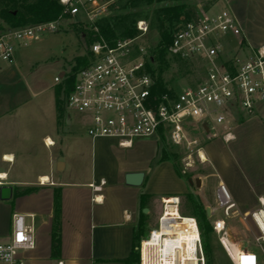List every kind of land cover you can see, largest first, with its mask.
Returning <instances> with one entry per match:
<instances>
[{"label": "built area", "instance_id": "built-area-1", "mask_svg": "<svg viewBox=\"0 0 264 264\" xmlns=\"http://www.w3.org/2000/svg\"><path fill=\"white\" fill-rule=\"evenodd\" d=\"M118 1L60 0L64 15L80 17L95 37L82 55L87 63L75 74L72 90L65 100L66 111H74L87 120L86 133L91 139L114 140L119 149L130 150L137 141L161 139L164 133L172 147L198 146L197 159L206 163L208 160L201 156L203 147L192 135H215L221 126L222 140L229 143L235 138L231 124L233 111L238 109L244 117H249L264 108V48L247 45L242 28L230 10L202 12L176 28L168 56L183 62L195 60L203 66V73L195 85L180 91L169 88L168 92L158 94L156 75L148 69L150 52L142 40L150 31L149 23L138 21L136 37L119 38L113 43L97 28L96 23ZM62 20L63 17L0 34V67L14 64L17 46L39 41L45 33L58 32ZM61 74L55 78L58 85L68 75ZM45 145L49 148L53 144L46 141ZM193 163V154H189L185 165L191 168ZM5 182L6 175H0V189ZM39 184L52 183L44 185L39 179ZM217 200L218 205L210 209L209 217L221 210L225 218L236 214V204L222 183L218 185ZM172 208L176 211L170 215L168 209ZM242 219L250 227L264 257V212L257 209ZM211 229L231 264H260L259 254L239 249L228 239L224 220H215ZM35 246L33 216L14 214L11 236L7 242L0 243V264H17L20 253L34 250ZM137 251L139 264H208L200 223L195 216L181 214L179 196L161 199L156 226L139 242Z\"/></svg>", "mask_w": 264, "mask_h": 264}, {"label": "crops", "instance_id": "crops-1", "mask_svg": "<svg viewBox=\"0 0 264 264\" xmlns=\"http://www.w3.org/2000/svg\"><path fill=\"white\" fill-rule=\"evenodd\" d=\"M224 4L236 16L247 45L254 49L264 48V0H226ZM4 65L0 67V86L14 82L9 77L11 70ZM7 96L0 95V123L12 117L10 105L13 102ZM259 113L232 124L235 138L231 142L225 143L219 135L223 142L217 143V154L205 153L208 159H212L216 172L212 175L216 196L218 185L224 184L236 204L234 216L242 217L257 209L264 212L263 108ZM80 123L84 133L74 132L67 123L60 131L56 113V137L41 135L31 143L30 149L37 148L35 152H38L39 144L48 152V166L36 172H32L28 165L23 169L27 160L26 148L10 150L1 146L8 140V130L0 127V175H6L1 189L5 186L13 188L9 200L0 199V243L7 242L11 236L14 214L33 216L34 223L38 221L40 224L38 229L48 226L51 232L49 257L30 258L27 254L33 252L35 246L34 250L20 253L17 264H139V242L149 233L152 214L156 217L158 211V216L161 212V207L156 204L161 203L165 196L184 193L185 186L176 176V181L173 180L176 188L167 191L156 186L157 177L169 174L168 166L172 167L170 162L160 158L152 169L161 149L157 141L153 143L152 138L140 140L133 149L121 150L114 140L89 138L87 120L82 118ZM62 135L65 137L61 138ZM59 138L63 139L62 145L64 141L69 142L66 152L62 147L60 156L52 153ZM47 139L53 143L49 148L45 145ZM6 157L10 160H5ZM17 162L22 167L18 171L14 170ZM59 162H63L65 172L69 167V177L55 176ZM135 172L145 173L144 183L139 188L125 183V176ZM43 176H47L52 184L41 186L39 179ZM209 176L201 178L199 190L205 213L207 209L217 207L205 196L210 187ZM203 188L204 193L201 191ZM28 189L31 190L29 193H23ZM45 189L51 191L48 199ZM57 191L60 198L58 215L54 205ZM145 208L149 210L147 214L143 213ZM55 222L60 240L58 250L54 249L53 243Z\"/></svg>", "mask_w": 264, "mask_h": 264}, {"label": "rangeland", "instance_id": "rangeland-1", "mask_svg": "<svg viewBox=\"0 0 264 264\" xmlns=\"http://www.w3.org/2000/svg\"><path fill=\"white\" fill-rule=\"evenodd\" d=\"M225 1L226 0H191L187 3L188 11L190 16L195 18L202 12L214 13L222 10H229L224 4ZM159 7L160 5L154 4L151 8L152 12ZM152 16L151 14V17ZM79 18L70 17L69 19H64L61 21V28L58 32L45 33L41 36L39 41H34L27 46H17L14 64L4 65L11 70L12 74L9 77L12 78L14 82L1 84L0 86V91L3 92L0 93V95H8L7 97L13 102L12 105H10L12 117L0 123V127L8 130V140L3 142L1 146H5L10 150H19L21 148H26V150H28L27 160L24 162L25 165H23V169H26L28 165L30 169L33 170L32 172H36L48 166V152L46 149L39 144L38 152H35L37 148L30 149V146L31 143L35 141V138L41 137V135L51 134L56 137L54 131L56 124L55 98L58 84L55 82V78L59 77L60 74L64 72L69 74L76 58L84 55L88 47L83 36L84 33L80 32V30H85L88 25L83 23ZM142 40L148 47L150 56H152V50L154 46L157 45L158 34L149 31L147 36L142 38ZM179 65L181 64L173 62L172 68L165 74V81L168 83V87L176 91L195 85L196 81L203 73V66L195 60L185 62L183 66ZM153 68L156 70L155 66ZM16 92L18 94H16ZM61 106L62 123L60 125V131L65 123H67L72 126L74 132L79 131L84 133L85 131L82 128V123H80L82 119L81 115L74 111H66L64 105L61 104ZM259 114L260 113L257 112L253 116ZM253 116L243 117L238 109L234 110L231 124L240 121L242 118L248 119ZM220 127L221 126L217 129L218 132L215 135L206 133L204 135L199 134L200 136L194 134L191 137L192 139L197 138L200 141L199 144L203 147L204 153L207 154L211 152L217 154V151H215L217 143L223 142L219 138V135L223 136V130ZM63 137L65 136L62 135L61 138ZM61 138H59L57 147L52 151V153L58 154L59 156L62 147L63 151L66 152V148L69 146V142L65 141V146L62 145L63 139ZM151 141L153 143L157 141L161 148L156 162L154 161L151 166L152 169H154L160 158L164 157H166L165 160L172 165V167L168 166L169 174H160L157 177L156 186L159 190L170 191L176 188L173 180L176 181L177 178L184 184V193L179 195L181 198V214L184 216H195L199 223H201V221L203 222L202 238L205 249H208L210 264H231L219 245L217 236L211 230V223L217 219H222L226 222L228 239L235 246L239 249L246 248L256 252L259 254L260 264H264V257L261 256L254 242L250 227L243 221L241 216L225 218L221 210L216 211L213 216L209 217L204 212L205 206L199 191L200 188H197L194 182L197 178H202L208 174L211 175L207 178L208 181L210 180V187L206 190L205 196L209 197L217 206L218 200L215 193L216 185L214 186L215 178L212 176L216 174V172L212 159L207 158L208 161L206 163H201L196 156L198 146H193L191 148H175L170 145L167 139L159 140L157 137H153ZM189 154H193L194 158V163L191 168H187L185 165V159ZM15 155L17 154L15 153ZM59 163H57L55 167V176L57 178L69 177V167L66 172L64 170L59 171ZM19 168L20 164L17 162L14 170L18 171ZM21 169L22 167L20 170ZM189 181H192L193 184H190ZM206 185H204V188ZM204 188L201 190L203 193ZM45 190L48 196L51 191L50 189ZM42 197L43 195H41V198ZM48 198L49 196L47 199ZM156 205L161 207V203H157ZM47 207H49L48 204ZM158 214L159 211L156 217H153L152 214L153 222L148 232L156 226ZM39 225L38 221L34 223V238L37 247L33 252L27 254L30 258L35 260L49 257L51 253V232L48 230V226L43 227L41 230L38 229Z\"/></svg>", "mask_w": 264, "mask_h": 264}, {"label": "trees", "instance_id": "trees-1", "mask_svg": "<svg viewBox=\"0 0 264 264\" xmlns=\"http://www.w3.org/2000/svg\"><path fill=\"white\" fill-rule=\"evenodd\" d=\"M189 1L191 0H119L111 7L108 15L96 23L101 35L110 43H113L119 38L136 37L138 35V21L145 20L149 22L150 31L158 34L157 45L152 50L151 65H148V69L156 75L155 92L158 94L169 91L170 87L165 81V74L172 68L173 62L180 63L179 66L185 64V62L178 59L169 58L168 47L176 28L192 18L188 11L187 3ZM154 4H158L160 7L152 12L151 8ZM61 17L63 19L70 18V16L64 15V7L60 0H0V34L9 30L47 24L57 21ZM80 32L85 34V42L88 46L95 40L92 31L85 29L80 30ZM86 63V57L79 56L76 58L70 73L63 83L58 85L55 98L58 126L62 123L61 104L65 108V100L72 90L75 74ZM154 66L156 70L153 71ZM161 139L166 140L164 133H161ZM163 159H166V157ZM30 191L28 189L23 193H29ZM59 199V192L57 191L54 200L56 215L59 212ZM202 223L201 221V231H203ZM53 240L54 249L58 250L60 240L57 222H55ZM205 250L208 264H210L208 249Z\"/></svg>", "mask_w": 264, "mask_h": 264}, {"label": "water", "instance_id": "water-1", "mask_svg": "<svg viewBox=\"0 0 264 264\" xmlns=\"http://www.w3.org/2000/svg\"><path fill=\"white\" fill-rule=\"evenodd\" d=\"M61 76H64V73L61 74ZM205 130L208 132V127L205 125L204 126ZM64 164L63 163H59L58 165V170L61 171L63 170ZM145 180V173L143 172H135V173H129L125 176V183L127 186L130 187H135V188H139L143 185ZM190 184H193L192 181H189ZM195 186L197 188H200L202 183H201V178H197L195 179ZM13 193V188L11 186H5L0 190V199L3 201H7L11 198ZM148 209L145 208L143 210L144 214L148 213ZM206 214L208 216H210V209H207Z\"/></svg>", "mask_w": 264, "mask_h": 264}, {"label": "bare ground", "instance_id": "bare-ground-1", "mask_svg": "<svg viewBox=\"0 0 264 264\" xmlns=\"http://www.w3.org/2000/svg\"><path fill=\"white\" fill-rule=\"evenodd\" d=\"M47 142H48V144H50V145L53 144V143L51 142L50 139H47ZM201 156H202V159H203L204 161H207L206 156H205L204 153H202ZM5 160L9 161V160H10V157H6ZM41 180L44 182V185L47 184L48 182H50V180H49V178H48L47 176H43V177L41 178ZM168 211H169L168 214L171 215V211H176V210L172 208V210H171V209H168ZM174 214H176V212H175ZM183 240H185V239H183ZM188 244L190 245L191 243L188 242Z\"/></svg>", "mask_w": 264, "mask_h": 264}]
</instances>
